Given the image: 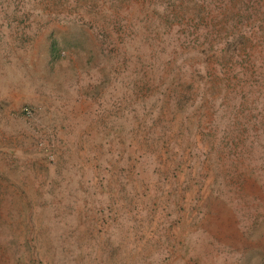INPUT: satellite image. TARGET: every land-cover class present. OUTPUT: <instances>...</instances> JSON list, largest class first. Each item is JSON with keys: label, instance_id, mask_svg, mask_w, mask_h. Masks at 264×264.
<instances>
[{"label": "rangeland", "instance_id": "obj_1", "mask_svg": "<svg viewBox=\"0 0 264 264\" xmlns=\"http://www.w3.org/2000/svg\"><path fill=\"white\" fill-rule=\"evenodd\" d=\"M0 264H264V0H0Z\"/></svg>", "mask_w": 264, "mask_h": 264}]
</instances>
